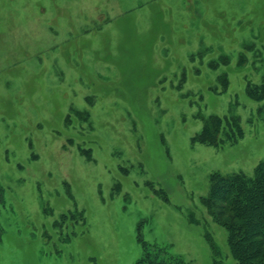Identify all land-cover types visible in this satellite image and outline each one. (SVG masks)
Wrapping results in <instances>:
<instances>
[{
	"label": "rangeland",
	"instance_id": "rangeland-1",
	"mask_svg": "<svg viewBox=\"0 0 264 264\" xmlns=\"http://www.w3.org/2000/svg\"><path fill=\"white\" fill-rule=\"evenodd\" d=\"M263 83L264 0H0V264H236L203 203L264 160Z\"/></svg>",
	"mask_w": 264,
	"mask_h": 264
},
{
	"label": "trees",
	"instance_id": "trees-1",
	"mask_svg": "<svg viewBox=\"0 0 264 264\" xmlns=\"http://www.w3.org/2000/svg\"><path fill=\"white\" fill-rule=\"evenodd\" d=\"M247 95L255 101L264 99V83L247 87ZM243 137L239 120L211 116L203 121L196 141L207 147L234 143ZM208 195L203 203L212 222L226 234V247L236 264H264V160L251 176L244 174L211 176ZM207 241V240H206ZM208 242V241H207ZM209 243V242H208ZM213 264H221L216 245L209 243ZM215 256L217 258H215ZM136 264H191L181 256L166 251L145 250Z\"/></svg>",
	"mask_w": 264,
	"mask_h": 264
}]
</instances>
